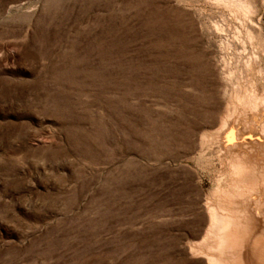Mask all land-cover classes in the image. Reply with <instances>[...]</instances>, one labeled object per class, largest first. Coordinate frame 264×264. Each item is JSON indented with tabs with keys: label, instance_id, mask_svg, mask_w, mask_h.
I'll use <instances>...</instances> for the list:
<instances>
[{
	"label": "rangeland",
	"instance_id": "374dc122",
	"mask_svg": "<svg viewBox=\"0 0 264 264\" xmlns=\"http://www.w3.org/2000/svg\"><path fill=\"white\" fill-rule=\"evenodd\" d=\"M235 92L261 152L264 0H0V264H208Z\"/></svg>",
	"mask_w": 264,
	"mask_h": 264
},
{
	"label": "bare ground",
	"instance_id": "6f19581e",
	"mask_svg": "<svg viewBox=\"0 0 264 264\" xmlns=\"http://www.w3.org/2000/svg\"><path fill=\"white\" fill-rule=\"evenodd\" d=\"M240 94L232 97L234 100L226 107L227 115L220 121L218 146L221 167L217 171L213 191L205 194L209 218L207 240L192 247L194 253L207 256L208 264H242L238 248L251 215L264 220V147L261 152H239L236 149L240 142V130L254 116L256 99L248 96L245 100ZM260 133L257 141L264 144V124ZM255 248L254 264H264V225ZM232 250L233 253L228 255ZM246 264H252V259Z\"/></svg>",
	"mask_w": 264,
	"mask_h": 264
}]
</instances>
